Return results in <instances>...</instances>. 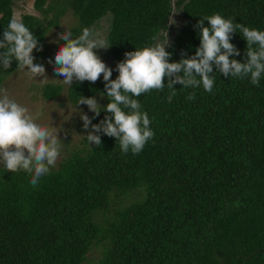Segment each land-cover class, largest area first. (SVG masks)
Segmentation results:
<instances>
[{"label":"trees","instance_id":"trees-1","mask_svg":"<svg viewBox=\"0 0 264 264\" xmlns=\"http://www.w3.org/2000/svg\"><path fill=\"white\" fill-rule=\"evenodd\" d=\"M19 1L0 0V40ZM31 6L41 18L22 12L17 18L43 46L33 50L35 63L47 51V32L67 12L75 20L72 38L109 15L104 38L116 63L162 38L170 12V0H32ZM175 7L183 23L166 47L170 62L182 52L195 54L196 25L206 16L264 31V0H176ZM231 43L240 51L232 58L244 62L242 33ZM17 66L15 60L9 69L0 66V86ZM212 75L211 92L177 83L169 101L165 78L163 90L132 97L155 133L138 154L122 152L115 137L102 133L101 145H91L86 132L35 187L31 173L1 164L0 264H80L99 240L104 249L97 264H264V76L257 86L250 77L215 69ZM104 83L103 75L95 83L73 81L66 98L77 105L81 96H99L107 105ZM61 91L60 84L45 83L40 96L52 100ZM193 91L195 100L187 99ZM105 115L102 108L89 117L96 124ZM133 190L137 200L111 208Z\"/></svg>","mask_w":264,"mask_h":264},{"label":"clouds","instance_id":"clouds-1","mask_svg":"<svg viewBox=\"0 0 264 264\" xmlns=\"http://www.w3.org/2000/svg\"><path fill=\"white\" fill-rule=\"evenodd\" d=\"M169 22L174 24L175 20L170 16ZM196 27L200 44L194 55L187 56L182 52L179 61L170 62L171 53L165 47L168 44L166 31L163 41L125 52V58L116 65L119 74L115 79L111 78L113 69L95 51L106 50L111 45L100 33L90 28H84L76 38H72L70 31L59 33V38L65 43L48 62L57 76L63 77L65 84L71 86L73 81L95 83L103 75L105 93L110 102L101 105L95 96H81L77 103L87 105L94 116H99L102 108L107 113L96 124L92 123L94 117L83 111L79 114L83 128L88 130L91 126L86 134L91 145H101L102 133L115 137L122 152L140 153L155 133L150 128L148 114L132 97L151 90H163L165 78L171 90L169 101L176 95L173 85L177 83L183 88L193 89L202 85L206 92H211L215 81L214 69L225 77H250L251 83L259 86L264 76V31L234 23L220 14L200 18ZM236 32L242 33L247 43L244 62L232 58L240 55L239 49L231 43ZM0 49H4L0 51L3 69H9L15 60L17 68L26 69L35 78L48 79L44 64L34 62L33 50L42 51L43 46L22 20L12 17L0 40ZM186 98L195 100V92ZM61 147V139L54 127L37 123L27 107L0 89V164L10 172L23 170L31 173L30 183L35 187L41 177L50 172V167L56 165Z\"/></svg>","mask_w":264,"mask_h":264},{"label":"rangeland","instance_id":"rangeland-1","mask_svg":"<svg viewBox=\"0 0 264 264\" xmlns=\"http://www.w3.org/2000/svg\"><path fill=\"white\" fill-rule=\"evenodd\" d=\"M31 2L32 0H22L17 2L14 7L15 17H17L18 14L22 12L34 14L35 16L41 18L42 16L33 10ZM174 11L175 13H173L172 19L175 20V23H170L167 30L168 43L171 41L172 36L183 23L180 7H175ZM50 15L51 14L48 16ZM74 24V18L70 15V12H67L60 17L57 26L49 29L45 36L44 44L47 47V51L39 63L44 64L48 79H42L39 76L35 78L26 69L17 68L3 80L0 86V89L7 91L11 99L15 100L22 106L27 107L29 109V113L33 116L37 123L48 127H54L58 131V136L61 139L62 147L56 165L60 161L61 157L64 156L65 153L71 150L74 146H76L83 134L87 132V130L83 128V121L80 119L79 114H81L82 111L87 113L88 116L92 114L87 105H73L69 103L66 98V87L68 85L62 81L63 77L57 76L53 70L52 64L48 62L49 58L54 59V53L57 51L56 47L62 40L59 38V33L69 31V28ZM108 24L109 15H105L93 25V30L105 37ZM164 30L165 28L160 31L162 38L157 37L156 42L166 39L164 36ZM95 51H97V54L101 57V59L113 69L112 75H117V63L111 57L109 49H98ZM45 83L60 84L62 86L61 93L52 100L42 99L40 96V87ZM95 97L101 104L102 98L99 96ZM138 193V190H133L127 192L123 196H120L117 200L114 199L115 201L113 200V202H110L111 208L119 207L120 205L127 204L134 201L135 199L137 200ZM95 221L103 223L100 214L95 216ZM103 242L104 241L99 240L97 242L91 243L84 260L80 264H97L104 249Z\"/></svg>","mask_w":264,"mask_h":264},{"label":"water","instance_id":"water-1","mask_svg":"<svg viewBox=\"0 0 264 264\" xmlns=\"http://www.w3.org/2000/svg\"><path fill=\"white\" fill-rule=\"evenodd\" d=\"M175 1L176 0H170V12H169V15L167 17V20H166V26H165V30H164V33L168 30V27H169V20H170V16H171V19L173 18V12H174V9H175ZM165 36V35H164ZM166 38V37H165ZM169 44V43H168ZM168 44L165 46L167 47Z\"/></svg>","mask_w":264,"mask_h":264}]
</instances>
